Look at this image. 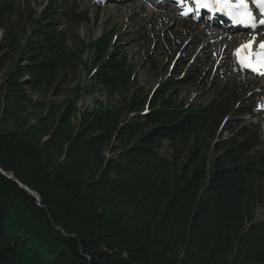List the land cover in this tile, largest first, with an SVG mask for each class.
I'll return each instance as SVG.
<instances>
[{
  "label": "trees",
  "instance_id": "obj_1",
  "mask_svg": "<svg viewBox=\"0 0 264 264\" xmlns=\"http://www.w3.org/2000/svg\"><path fill=\"white\" fill-rule=\"evenodd\" d=\"M44 2L0 0V264H264V139L234 125L258 97L223 83L196 106L170 81L148 96L112 30L74 33L80 0ZM86 50L90 85L57 101ZM95 89L112 102L79 111Z\"/></svg>",
  "mask_w": 264,
  "mask_h": 264
},
{
  "label": "rangeland",
  "instance_id": "obj_2",
  "mask_svg": "<svg viewBox=\"0 0 264 264\" xmlns=\"http://www.w3.org/2000/svg\"><path fill=\"white\" fill-rule=\"evenodd\" d=\"M29 1L32 7L39 11L45 5L42 1L46 0ZM80 3L89 9L91 22L81 25L74 33H78L79 37L88 42L92 35L93 39H96L103 30H112L113 39H120L127 61L133 66V72L137 76V82L148 96L170 81L171 84H177L175 89L178 100L199 106L207 102L214 86L235 83L240 87L239 90L249 93L242 101L251 95L257 96L258 99L254 114L234 117V125H238L239 128L251 124L259 125L264 139V75L246 74L226 62L227 50L232 62L233 52L243 40L248 41L253 35L256 36L257 43L264 40V27L253 33L237 32L243 33L245 39L242 37L235 39L231 36V40H222L220 35L210 36L209 30L201 27V22L198 29H193L195 21L177 19L175 13H171L166 6H162V9L149 8L140 0H116L106 4L80 0ZM96 6H99L98 11ZM158 13L166 18L156 16ZM95 15L99 16L97 24L93 20ZM215 40H218L219 44L213 45L211 51H204L203 45L207 42L213 43ZM92 57L91 51L86 50L82 59L87 65L80 66L75 79L69 77L62 88L64 93L57 97L53 94L50 96L60 101L67 96L73 85L79 84L84 89L88 87L91 83L88 72L95 66ZM2 77L1 72L0 83ZM95 100L104 105L112 102L105 93L95 89L84 93L75 106L81 112L91 110L95 107ZM250 102L252 101L248 102V106ZM246 103L244 105H247ZM223 135L228 136V132H224ZM160 152L167 157L170 155L167 145L163 146ZM254 216L257 220L264 219V205L256 207Z\"/></svg>",
  "mask_w": 264,
  "mask_h": 264
},
{
  "label": "snow or ice",
  "instance_id": "obj_3",
  "mask_svg": "<svg viewBox=\"0 0 264 264\" xmlns=\"http://www.w3.org/2000/svg\"><path fill=\"white\" fill-rule=\"evenodd\" d=\"M197 9L205 8L213 12L227 15L234 23L241 24L255 31L264 26V0H193ZM255 8V12L253 11ZM191 9L183 13L188 15ZM259 13L257 19L256 13ZM256 45L253 48V45ZM237 62L251 71L264 70V40L256 43L253 35L246 43L234 50Z\"/></svg>",
  "mask_w": 264,
  "mask_h": 264
},
{
  "label": "bare ground",
  "instance_id": "obj_4",
  "mask_svg": "<svg viewBox=\"0 0 264 264\" xmlns=\"http://www.w3.org/2000/svg\"><path fill=\"white\" fill-rule=\"evenodd\" d=\"M259 14V13H258ZM154 15V14H153ZM159 15V17H165V16H163V14H160V13H158L156 16H158ZM166 18V17H165ZM199 23H195V25H194V23H193V25H192V27H193V29H198L199 28V25H198ZM201 27L204 29V28H206V29H208L209 30V35L211 36V35H215V36H217V35H221V34H223V33H217V28H215V27H211V28H209V27H206V26H202L201 25ZM202 28H201V30H202ZM205 29V30H206ZM224 33H226V32H224ZM231 36L232 37H234L235 39L238 37V38H243V39H245V37H243V34H241V33H237L236 35H230V33L229 32H227V35H224V36H221L222 37V40H226V39H229V40H231ZM211 39V38H210ZM242 39V40H243ZM202 42V41H201ZM243 42L244 43H246L247 41L246 40H243ZM243 42H241L240 44H243ZM257 43V42H256ZM216 44H219V41L218 40H215L213 43H206V45H203L204 47V51H211V48H212V46L213 45H216ZM229 44V43H228ZM258 44V43H257ZM221 45V44H220ZM255 44L253 45V48H255ZM239 46H237V48H238ZM236 48V49H237ZM225 52V51H224ZM227 52H228V56H227V60H226V62L227 63H229V64H233L236 68H238L239 70H243V68H239V66H238V62H237V58H236V56L235 55H232V62H231V57L229 56V51L227 50ZM232 52V51H231ZM234 53V52H233ZM226 54V53H225Z\"/></svg>",
  "mask_w": 264,
  "mask_h": 264
},
{
  "label": "water",
  "instance_id": "obj_5",
  "mask_svg": "<svg viewBox=\"0 0 264 264\" xmlns=\"http://www.w3.org/2000/svg\"><path fill=\"white\" fill-rule=\"evenodd\" d=\"M0 171L3 173V174H5L4 173V171L3 170H1L0 169ZM9 178H13V176H8ZM16 182H18V185L22 188V189H24L26 192H28L30 195H32V196H34L38 201H39V197L31 190V189H29L27 186H25V185H23L21 182H19L18 180H15Z\"/></svg>",
  "mask_w": 264,
  "mask_h": 264
}]
</instances>
